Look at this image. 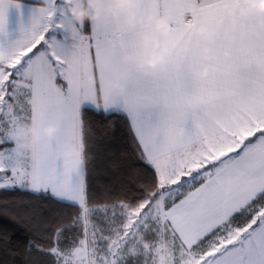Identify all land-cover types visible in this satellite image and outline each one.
Masks as SVG:
<instances>
[{"label":"snow or ice","instance_id":"6c2138e0","mask_svg":"<svg viewBox=\"0 0 264 264\" xmlns=\"http://www.w3.org/2000/svg\"><path fill=\"white\" fill-rule=\"evenodd\" d=\"M17 256L264 264V0H0Z\"/></svg>","mask_w":264,"mask_h":264},{"label":"trees","instance_id":"16d2710c","mask_svg":"<svg viewBox=\"0 0 264 264\" xmlns=\"http://www.w3.org/2000/svg\"><path fill=\"white\" fill-rule=\"evenodd\" d=\"M26 239V232L22 227H17L15 234H14V240L17 245H22L25 242ZM9 259H12L9 257ZM16 264H22V257L17 256L15 257Z\"/></svg>","mask_w":264,"mask_h":264}]
</instances>
